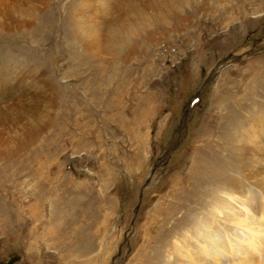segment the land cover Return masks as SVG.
<instances>
[{
    "label": "rangeland",
    "instance_id": "obj_1",
    "mask_svg": "<svg viewBox=\"0 0 264 264\" xmlns=\"http://www.w3.org/2000/svg\"><path fill=\"white\" fill-rule=\"evenodd\" d=\"M262 128L264 0H0V264H187Z\"/></svg>",
    "mask_w": 264,
    "mask_h": 264
},
{
    "label": "bare ground",
    "instance_id": "obj_2",
    "mask_svg": "<svg viewBox=\"0 0 264 264\" xmlns=\"http://www.w3.org/2000/svg\"><path fill=\"white\" fill-rule=\"evenodd\" d=\"M261 131L251 135L249 131L250 137L238 144L237 164L230 169L238 171V176L209 188L211 197L205 202L214 221L207 217L196 220L195 230L182 241L186 246L176 242L187 264H264V146H259L264 145L263 128Z\"/></svg>",
    "mask_w": 264,
    "mask_h": 264
},
{
    "label": "water",
    "instance_id": "obj_3",
    "mask_svg": "<svg viewBox=\"0 0 264 264\" xmlns=\"http://www.w3.org/2000/svg\"><path fill=\"white\" fill-rule=\"evenodd\" d=\"M186 115H187V114H186ZM186 118H187V117H186ZM13 260H14V259H12L11 261H9L8 264H11Z\"/></svg>",
    "mask_w": 264,
    "mask_h": 264
}]
</instances>
